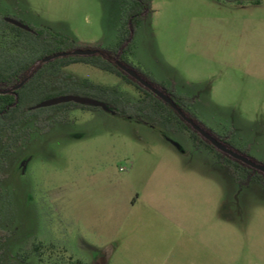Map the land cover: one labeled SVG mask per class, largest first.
<instances>
[{"label": "rangeland", "instance_id": "374dc122", "mask_svg": "<svg viewBox=\"0 0 264 264\" xmlns=\"http://www.w3.org/2000/svg\"><path fill=\"white\" fill-rule=\"evenodd\" d=\"M126 1L0 0V15L50 28L67 47L113 46ZM150 1L128 60L194 97L208 129L264 163V0ZM85 79L139 98L109 71L64 69L7 159L0 226L10 237L0 253L42 242L58 264H264V183L196 147L187 131L164 134L99 107H37L82 96Z\"/></svg>", "mask_w": 264, "mask_h": 264}, {"label": "trees", "instance_id": "16d2710c", "mask_svg": "<svg viewBox=\"0 0 264 264\" xmlns=\"http://www.w3.org/2000/svg\"><path fill=\"white\" fill-rule=\"evenodd\" d=\"M152 11L150 0L126 1L116 44L113 46L83 47L98 50V53L94 55H69L43 62L21 88L7 94H0V182L5 175L4 170L7 166V159L22 145L23 137L29 136V130L27 128L23 129L22 126L29 122L33 114L38 112L33 106L41 101L40 99L45 94H49L52 89L58 86L56 82H60L61 75L64 74L66 67L73 63L83 62L120 76L136 88L139 98L136 101L126 100L118 89L106 88L89 79L78 82L79 90L83 91L80 95L103 101L110 108V112L126 119L148 124L163 131L164 134L163 126L173 132L187 131L196 147H207L216 153L222 164H233L236 166L237 171H244L247 173L246 176L256 178L264 183V172L254 169L216 149L210 141L193 129L171 105L129 76L117 65L116 61H119L130 66L153 86L168 94L177 106L197 124L207 129L222 143L237 150L227 138L208 129L197 117L191 108L195 102L194 97L179 94L174 85L170 86L155 79L142 67L128 60L127 54L131 49L136 28L141 21L147 19ZM31 28L32 30L21 28L0 15V89L2 90L12 88L20 83L31 73L36 63L44 57L81 48V46L74 43L69 44L70 48L67 47L66 45L70 41L50 28ZM73 82L75 84V81ZM68 89L72 90L71 85L65 87L63 91H68ZM70 104L82 107H97L70 101L53 105L51 108L56 110ZM53 112H46V116L52 115ZM159 126L161 128H158ZM239 152L258 162L248 151ZM9 232V229H3L0 226V241H6L10 237ZM52 252L51 247L47 249L42 242H35L30 253L18 248L9 259H6L7 256L4 252L0 253V262H2L1 264H32L33 260L35 264H58L56 260H52ZM48 253L49 259L45 257V254ZM3 260L6 262L4 263ZM78 262L82 263L80 260Z\"/></svg>", "mask_w": 264, "mask_h": 264}, {"label": "water", "instance_id": "95a60500", "mask_svg": "<svg viewBox=\"0 0 264 264\" xmlns=\"http://www.w3.org/2000/svg\"><path fill=\"white\" fill-rule=\"evenodd\" d=\"M5 19L7 21L13 23L14 25L21 27V28H24L27 30H32L31 27H29L28 25H26L25 23H23L17 19H14L11 17H5ZM97 53H98V50H96V49L81 47V48H76V49L71 50V51L58 52V53H54L53 55L44 57L43 59H41L40 61H38L36 63L35 67L31 71V73L27 77H25L20 83H18L17 85H15L9 89H3V90L0 89V94H7V93H10L14 90H18L19 88H21L25 84V82H27L29 80V78L36 71V69L39 67V65L43 62H47V61H50V60L58 58V57H64V56H69V55L88 56V55H94ZM116 63L129 76L136 79L144 87L150 89L154 94H156L158 97H160L163 101H165L166 103L171 105L181 115V117L192 126L193 129H195L203 138L210 141V143L216 149H218L219 151H221L223 153L228 154L230 157H232L234 159L240 160L244 164H246V165H248L254 169H257L261 172H264V164L263 163L256 162L253 159H251L250 157L246 156L245 154H243V153H241L235 149H232L231 147H229L226 144L219 141L207 129L200 126L192 118H190L180 107L177 106V104L174 102V100L168 94H166L163 90L153 86L149 81L144 79L141 75H139L130 66L123 64L119 61H116ZM70 101L80 103V104H90L93 106L101 107L107 111L110 110L108 105L106 103H104L103 101H100V100H97L94 98H90V97H86V96H79V95H63V96H59V97H54V98L42 101L41 103H39L37 105V107H47V106L57 105L60 103H65V102H70ZM177 146L179 147V145H177ZM21 165L25 169L26 161H23V163Z\"/></svg>", "mask_w": 264, "mask_h": 264}]
</instances>
